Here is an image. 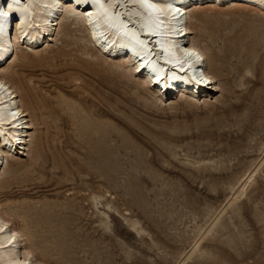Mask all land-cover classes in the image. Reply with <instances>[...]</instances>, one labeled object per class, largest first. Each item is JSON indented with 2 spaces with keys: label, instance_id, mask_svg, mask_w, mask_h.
<instances>
[{
  "label": "rangeland",
  "instance_id": "1",
  "mask_svg": "<svg viewBox=\"0 0 264 264\" xmlns=\"http://www.w3.org/2000/svg\"><path fill=\"white\" fill-rule=\"evenodd\" d=\"M261 10L204 12L201 36L224 86L192 103L178 91L152 103L133 85L113 81L102 62L98 72L86 71L70 53L75 44L65 25L50 58L16 67L33 72L46 100L62 107L56 122L44 116L46 127L37 117L41 161L19 159L0 193L27 221L46 264H264ZM78 170L89 177L84 184L67 172ZM230 193L234 199L220 212Z\"/></svg>",
  "mask_w": 264,
  "mask_h": 264
},
{
  "label": "bare ground",
  "instance_id": "2",
  "mask_svg": "<svg viewBox=\"0 0 264 264\" xmlns=\"http://www.w3.org/2000/svg\"><path fill=\"white\" fill-rule=\"evenodd\" d=\"M224 6L263 13L264 0H0V176L9 170L0 179V193L5 192L19 159L31 155L33 163L41 161L44 136L36 137L38 118L45 127L47 117L52 122L61 118L59 102L46 100L42 93L43 81L16 67L50 58L51 41H58L63 25L75 44L70 53L86 71H97L95 65L102 62L113 81L120 78L133 85L152 103L163 102L160 94L175 91L180 100L192 103L200 100L197 94L217 92L224 86L213 68L217 58L200 32L204 12ZM10 15H18L13 33ZM81 71L77 68L74 73ZM84 165L89 169L88 162ZM67 172L77 185L89 179L79 170ZM91 174L104 177L103 173ZM249 177L247 173L244 180ZM234 196L228 195L220 212ZM14 216L20 218V224L14 223ZM33 233L16 209L0 201V264H46ZM200 236H195L190 251L199 244Z\"/></svg>",
  "mask_w": 264,
  "mask_h": 264
}]
</instances>
